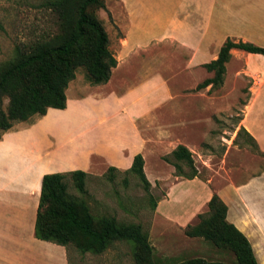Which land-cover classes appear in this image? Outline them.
Wrapping results in <instances>:
<instances>
[{
	"label": "rangeland",
	"instance_id": "1",
	"mask_svg": "<svg viewBox=\"0 0 264 264\" xmlns=\"http://www.w3.org/2000/svg\"><path fill=\"white\" fill-rule=\"evenodd\" d=\"M44 1L0 0V22L3 26L0 29V64L11 60L17 47L27 49L60 34L57 16L43 6ZM124 1L105 0L106 8L98 11L116 56L118 52L115 49L123 38L120 21L127 20ZM258 2L262 5L261 0ZM219 5L218 1L203 2L202 8L194 12L196 16L190 21L199 25V32L187 28L185 44L178 41L166 47L153 44L149 50L157 59L158 69L168 77L174 95L159 110L158 136L148 140L144 170L151 183L150 192L145 191L135 175L126 174V170L119 168L112 171L114 180H109L111 174L107 167L86 172L84 194L69 181L71 194L85 199L93 215L114 216L120 222L141 224L149 235L155 259L200 257L234 261L233 253L202 238H190L182 226L166 222L169 217H175L182 225L198 224L200 216L209 215L208 203L214 194L222 196L229 204L241 205V209L235 208L234 213L247 225L264 223V156L257 153L254 145L246 144L245 135L242 134L239 140L237 138L242 126L249 132L248 126L263 135L264 57L255 58L247 52L233 49L231 60L226 65L224 84L197 89L201 82L213 77L214 74L203 65L217 59L219 47L228 38L234 42L264 46V11L259 5L255 9L253 4L249 12L246 0H239L237 14L240 20L237 21L232 18L234 11L231 6L234 3L231 0H223L221 9ZM247 13L250 15L249 23ZM219 14L222 16V34H218ZM215 28L217 34L214 33ZM204 45L212 48L205 50ZM114 74L107 90L124 83L121 71L116 70ZM83 75L84 69H78L77 80L83 81ZM71 89H74V84ZM8 104L7 98L0 100V108L6 110ZM71 113L70 103L67 118ZM60 117L53 112L49 115L50 120ZM149 123L140 122L146 137L152 134ZM181 144L193 154L194 168L198 172L194 179L181 176L175 167L172 152ZM257 144L264 152L258 141ZM94 162L99 164L98 159ZM181 165L182 173L192 174L188 165ZM151 198L157 201L155 210ZM257 228L258 235L263 236L264 225ZM68 251L70 264H137L133 258V244L127 241H115L101 254L82 253L73 246H69Z\"/></svg>",
	"mask_w": 264,
	"mask_h": 264
},
{
	"label": "crops",
	"instance_id": "2",
	"mask_svg": "<svg viewBox=\"0 0 264 264\" xmlns=\"http://www.w3.org/2000/svg\"><path fill=\"white\" fill-rule=\"evenodd\" d=\"M208 1H218L222 8L223 0H125L127 20L120 21L123 38L115 49L117 56L110 47L118 60L110 81L92 86L85 75L83 81L76 77L66 91V109L50 108L45 116L17 123L3 134L0 140V264H70L68 247L40 240L35 235L44 176L76 170L91 172L101 167L127 170L137 154L145 157L148 140L158 136L159 110L174 97L168 77L158 69L157 59L149 50L153 44L161 47L175 41L185 44L187 28L199 32V25L191 24V17ZM238 1L231 0L232 18L237 21L240 20ZM258 1L246 0L247 10L250 12L255 4V9L260 7L264 11V0L262 5ZM249 19L247 13V23ZM218 30L222 34L220 14ZM214 33L217 34V28ZM210 48L203 46L205 50ZM116 70L121 71L124 83L107 90ZM70 103L72 113L67 118ZM51 112L62 117L50 120ZM142 121L150 122L151 137L142 131ZM247 128L264 150V127L262 136L258 130ZM94 159L99 160L98 165ZM262 181L264 186V170ZM224 201L229 208L228 221L248 237L259 263L264 264V235H258L257 228L264 223L247 225L234 213L241 205ZM166 222L183 229L188 226L175 217H169Z\"/></svg>",
	"mask_w": 264,
	"mask_h": 264
},
{
	"label": "trees",
	"instance_id": "3",
	"mask_svg": "<svg viewBox=\"0 0 264 264\" xmlns=\"http://www.w3.org/2000/svg\"><path fill=\"white\" fill-rule=\"evenodd\" d=\"M43 6L57 16L61 32L30 48L17 47L13 58L0 64V100H9L6 110L0 108V140L17 123L43 117L50 108L66 109V91L78 69H84L90 85L98 86L110 81L113 69L118 65L110 49L109 34L98 17V11L106 8L105 0H45ZM233 49L264 56L263 46L228 38L217 59L203 65L214 75L201 82L198 90L224 84L226 65ZM242 134L248 140L246 144L254 145L257 153L264 156L255 137L243 126L238 132V140ZM172 157L181 176L187 179L198 176L193 154L187 146L178 145ZM182 163L192 169V174L182 173ZM144 165V156L139 153L124 173L135 175L145 191L150 192L151 183ZM116 170V167H109V180L115 179L112 171ZM87 177L88 173L82 170L44 176L35 225L38 239L95 254L105 252L115 241L131 242L137 264H260L248 237L228 221V205L218 194H214L208 203L209 215L200 216L196 225H188L185 234L233 253L234 261L200 257L155 259L149 235L141 224L120 222L114 216H95L85 199L71 194L70 182L76 190L86 193ZM151 203L155 210L157 201L151 198Z\"/></svg>",
	"mask_w": 264,
	"mask_h": 264
}]
</instances>
